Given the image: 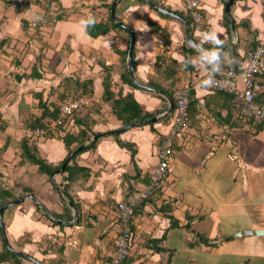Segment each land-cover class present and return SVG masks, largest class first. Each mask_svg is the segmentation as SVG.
Listing matches in <instances>:
<instances>
[{
    "label": "crops",
    "instance_id": "0c3cea01",
    "mask_svg": "<svg viewBox=\"0 0 264 264\" xmlns=\"http://www.w3.org/2000/svg\"><path fill=\"white\" fill-rule=\"evenodd\" d=\"M9 1L0 0V189L16 196L13 200L23 195L22 186L29 187L58 219L73 218L72 208L68 205L70 211L65 209L67 203L55 188V184L60 187L61 172L55 173L53 183L51 176L20 156L25 137L53 165L68 154L56 130L49 135H27V129H32L29 124L41 115L34 92H42L43 100L58 103L52 89L61 86L62 79H92L93 93L86 102L89 110L92 106L96 109L92 111V130L102 136L94 148L76 157L78 165L89 169L88 178L70 191L79 200L80 223L53 224L29 199L8 205L2 212L7 247L25 255L14 252L16 259L0 264H107L118 232L116 203L148 185L173 114V109H166L168 98L183 84L191 91V117L172 147L163 179L136 201L134 234L124 264H264V134L237 116L229 95L201 80L211 62L187 49L193 48L187 42L189 36L201 46L221 45L205 48L229 46L233 29L230 39L223 25L227 0H199L203 34L194 31L185 18L186 0H150L177 15L164 14L168 17L161 16L146 0H53L23 7H13ZM112 9L124 19L115 15L129 35L133 34L132 76L129 74L136 87L121 81L118 69L111 75L123 94L132 93L146 111L155 112V120L122 130L121 121L101 100L103 64L121 69L120 51L129 49L130 40L127 46L126 36L113 30L94 36L87 26L90 19H108ZM230 10L241 56L250 48L248 36L238 24L247 20L250 30L261 35L264 0H234ZM58 13L64 15L54 18ZM151 24L167 32V44ZM212 32L216 38L209 35ZM127 57L128 51V70ZM54 58L58 62L51 64ZM173 60L186 61L190 67H176L171 82L165 72H172ZM37 61L43 72L33 78L30 73ZM260 80L264 97V59ZM152 81L161 86H151ZM65 128L79 129L73 119ZM119 141L134 146L133 162L129 149ZM133 189L136 191L130 194ZM244 231L248 233L240 234ZM198 234L212 245L199 241Z\"/></svg>",
    "mask_w": 264,
    "mask_h": 264
},
{
    "label": "trees",
    "instance_id": "16d2710c",
    "mask_svg": "<svg viewBox=\"0 0 264 264\" xmlns=\"http://www.w3.org/2000/svg\"><path fill=\"white\" fill-rule=\"evenodd\" d=\"M142 2L145 3V0H141ZM110 10V4H107V11ZM161 16H167L168 15H164V13L162 12H158ZM64 14H56L54 16V18L59 19L63 16ZM120 20L124 19L118 15L117 13L115 14ZM170 17V16H169ZM185 18L190 22V18L187 15H185ZM223 25L225 26L226 29V33L228 34L229 38L231 39L232 37V28L229 24V21L227 19L226 13L224 12L223 15ZM125 23V22H124ZM153 26V29L157 32H159L163 38V42H165V44L168 43V34L165 30H163L159 25L155 24H151ZM88 29L89 31H91V34L95 35H99V34H106L110 31H115L116 34L118 35H125L126 36V41H127V46L129 44V40H130V35H129V31L128 28L121 25L120 23L116 22L114 20V18H112L111 14H108V19L104 20V21H100V22H94V19H90V21L87 23ZM238 26H241L243 28V30L245 31V34H247L248 38V48L252 49L256 43V38L257 35L250 30V26L247 22V20L245 21H241ZM164 44L162 43L161 46H163ZM204 47H220L221 45L216 44V45H207L206 43L202 44ZM237 44L236 46L231 49V50H224L222 52L219 53H215V56L212 55L211 52H198L196 49L193 48H187L188 51L191 52H197L199 53L202 57L207 58L210 62L213 60H221V59H229L231 56H239L238 54V50H237ZM128 48H126L123 51H120V63H121V69L117 68L115 65H111L105 63L103 64V69H104V75H103V94L101 97V100L103 102H107L111 112L114 114V116L121 121L123 126H131V125H136V124H142L145 123L147 121H149L154 115L155 112H148L146 111L141 105L140 103L134 98L132 93L127 92L126 94L122 93V87L118 86V82L114 80L113 76L111 75L112 71H115L116 69H118V72L120 73V77L119 79L123 82H127L129 85L136 87V84L132 81V78L130 77L129 71L127 70L126 67V54H127ZM58 61H56L57 63ZM132 66H133V52L131 53V60H130ZM173 62V66L175 65V67L173 68L171 73H168L166 70V77L169 79H172L171 82H173V76H174V72L176 70V67H186L189 68L190 65L185 62H177L175 60L172 61ZM40 63V60H39ZM38 61L34 63L33 67H32V72L30 73V76L33 78H38L42 76V68L39 65ZM161 67L160 65H158V67L156 68L157 71H160ZM42 71V72H41ZM67 79H71L73 84H72V88L71 89H64L61 93H58L57 97H58V103H53V102H49L48 100H43L42 98V92H34V97L38 100L37 101V107L39 109H41V115L39 117L36 118V120L34 122H32V124H29V126L31 128H35V127H41L45 130V135H49V134H53V129H49L48 125L50 123L51 120L57 119L60 113V106L61 103H63L64 101L68 100V99H75L81 96H85V97H90L93 93V80L88 78V79H80L79 77H69ZM151 86L153 87H159L161 86L159 83L157 82H151ZM221 92V91H220ZM222 93V92H221ZM226 94V93H223ZM229 95V94H226ZM230 99L231 96L229 95ZM231 101V100H230ZM84 105H82L80 108L74 110L70 115L64 117L62 119V124H60L59 126H57V130L55 132L59 133L61 130L64 131L66 129L62 128L61 126L64 127V125L66 123H68V121L70 119L74 120V123L79 127L78 130H66L63 134L60 135L61 140L63 141L68 154L67 156L58 164L53 165L49 162H47L44 158H42L39 155L38 149L35 145H29L27 138L25 137L21 140L20 143V147H21V153L20 156L23 159H28L30 160L32 163H34L35 165H37L38 167V171L41 173L46 174L47 176L50 177V174L56 170L57 168H59L64 162H65V167L63 169V171L61 172L62 175V180H61V184H60V188L61 191L63 192V194L68 197L69 201L71 202V204L73 205V207L76 209L77 214H78V219L76 224L80 223V204H79V200L77 199V197H73L70 194V191H72V188L77 184H82V182H84L88 176H89V169L87 167L84 166H80L77 164V160L76 157L78 154H80L82 151H85L87 149H91L94 148L96 146V142L98 141V139L102 136L100 135V132H95L92 130V125L95 122V118L92 116V111H96L95 108H90V110H88L87 112L84 113H78L82 107ZM89 109V108H88ZM233 109V108H232ZM98 111V110H97ZM173 110H171L170 112H172ZM189 111H190V117H191V102L189 104ZM76 114V115H75ZM73 115H75L73 117ZM258 129H260V127H257ZM43 134V135H44ZM94 135H96V139L91 142L89 145L79 148L84 142L88 141L89 139H91V137H93ZM163 140V138H162ZM161 140V142H162ZM119 144L122 146H125L127 149H129L130 151V156H131V161H134V155H135V148L131 143H127V142H121L119 141ZM73 153L72 156H70ZM148 180H146L147 182ZM22 192L23 194L26 193H33V190L29 187L26 186H22ZM130 194L133 193L136 190H129ZM34 194V193H33ZM16 196L12 195L11 193H9L8 191L4 190L3 188L0 189V206L8 201H10L12 198H14ZM30 202H33L32 200ZM34 203V202H33ZM35 204V203H34ZM117 204V203H116ZM37 206V204H35ZM136 207V205H135ZM65 209L70 211V208L68 205L65 204ZM136 208H134V214L133 217L130 221V225H131V232L132 234H134V225H133V218L135 215V211ZM53 216L58 217L57 214L53 213ZM71 217V215H70ZM49 220L53 223V224H57V222L48 217ZM198 239L199 241L205 243V244H209L212 245L209 240L204 237L203 235L198 234ZM52 238H49V240L51 241ZM0 241L2 242V246H3V251L0 253V262L1 261H8L11 259H16L18 256L11 250L8 249L6 241H5V237H3L2 232H1V228H0ZM153 242L155 240H152ZM151 241V242H152ZM156 242V241H155ZM190 243V241H189ZM56 244V242H55ZM157 250H161L163 249L162 247H156ZM60 260V259H58ZM126 262V260L123 262V264Z\"/></svg>",
    "mask_w": 264,
    "mask_h": 264
},
{
    "label": "built area",
    "instance_id": "2783aa9c",
    "mask_svg": "<svg viewBox=\"0 0 264 264\" xmlns=\"http://www.w3.org/2000/svg\"><path fill=\"white\" fill-rule=\"evenodd\" d=\"M53 0H10L13 7H23L32 4L47 3ZM185 9L190 18L192 29L200 34L205 33L203 14L199 8V0H186ZM264 59V32L258 35L252 49L241 56H231L229 59L213 60L202 81L212 89L229 94L231 104L241 119L249 121L254 127H260L264 134V97L260 69ZM174 107L170 127L157 151L159 163L154 169L146 187L135 193L131 198L120 200L116 204L118 232L115 238L114 251L107 264H123L128 258L132 232L130 221L134 214L136 201L141 200L151 189L158 186L168 167V159L172 154V147L181 131L187 124L190 111L191 91L188 85L175 87ZM86 104L85 99H68L61 103L57 119L51 120L48 128L56 129L62 124V119L74 110ZM41 127L27 129V135H43Z\"/></svg>",
    "mask_w": 264,
    "mask_h": 264
},
{
    "label": "water",
    "instance_id": "95a60500",
    "mask_svg": "<svg viewBox=\"0 0 264 264\" xmlns=\"http://www.w3.org/2000/svg\"><path fill=\"white\" fill-rule=\"evenodd\" d=\"M146 1H147L149 4L153 5L157 10L161 11V12L164 13V14H170V15H173V16H177L175 13H172V12L166 10V9H163V8L160 7L158 4H156V3H154V2H152V1H150V0H146ZM233 1H234V0H227V2H226L225 5H224V9H225V12H226V14H227V17H228V19H229L230 26H231V28L233 29V39L231 40L229 46L226 47V48H222V49H221V48H217V49H214V48H205V47H203V46L197 44V43L193 40V38H192L191 36H189L188 39H187V42L189 43V45H190L191 47L196 48V49H198L199 51H207V52H211V53H213V52H215V53H219V52H222L223 50H226V49H232V48L235 46V44H236V42H237V40H238V38H239V35H238L237 31L235 30L234 19H233V17L231 16L230 6H231V4H232ZM114 3H115V1L112 3V6H114ZM111 15L113 16V18H114V20H115L116 22L122 24V23L119 22V20L115 17L114 12H113V9H112V11H111ZM132 45H133V34L131 33V36H130V44H129V49H128V57H127V66H128V70H129L131 76H132V69H131V62H130V60H131V50H132ZM168 101H169V106L166 108L167 111L173 109V107H174V98H173V97H169V98H168ZM150 120H155V116L152 117ZM127 127H128V126H122V127L120 128V130H122V129H126ZM95 139H96V135H94L89 141L83 143L79 148H82V147H85V146L89 145V144H90L91 142H93ZM64 167H65V162H64L59 168H57L56 170H54V171L50 174L53 183H55V182H54V179H53V176L55 175V173H57V172H62L63 169H64ZM55 188H56V190L58 191V193L60 194V196L62 197V200H63L64 202H66L67 205H69V206L72 208V210H73V218H72L71 221H63V220H61V219H58V218L54 217L49 211H47V210L45 209V206H44V205H43V204L37 199V197H36L35 195H33V194H31V193H26V194H23L22 196H20V197H18V198H15V199H13V200H11V201H8V202H6V203H4V204H2V205L0 206V227H1V230H2V235H3V237H5V233H4V232H5V231H4V224H3V218H2V212H3V209H4L5 207H7L8 205H10V204H15V203L21 202V201H23V200H25V199H30V200H32L35 204H37L39 207H41V208L43 209V211H45V213H47V215H48L49 217H51L52 219H54L57 223H61V224H65V223H66V224H73V223H75V222L77 221V217H78L76 209L73 207V205L71 204V202L63 196V194H62V192H61V190H60L59 185L55 184ZM252 232H255V233H261V232H259V231H252ZM252 232L250 231V233H252ZM247 233H248L247 231H244V232H242V233H240V234H247ZM8 248H10V246H8ZM10 249H11V248H10ZM14 252H16V253H18V254H23V253H21V252L15 251V250H14ZM23 255H25V254H23Z\"/></svg>",
    "mask_w": 264,
    "mask_h": 264
},
{
    "label": "rangeland",
    "instance_id": "374dc122",
    "mask_svg": "<svg viewBox=\"0 0 264 264\" xmlns=\"http://www.w3.org/2000/svg\"><path fill=\"white\" fill-rule=\"evenodd\" d=\"M40 4H42V3H40ZM65 47V46H64ZM65 50H66V53H65V55L67 54L68 55V49L65 47ZM64 55V56H65ZM70 55V54H69ZM63 54L61 55V57H60V59H59V63L60 62H62V60H63ZM62 58V59H61ZM55 61H56V59L54 58L52 61H51V64H55ZM51 69H54V65H52L51 67H50ZM76 77H78V76H75L74 78H76ZM67 78H69V76L68 77H66V78H64V79H62V81H61V86H59V87H53V89H52V92L54 93V94H57L58 95V93H61L65 88L66 89H71L72 88V84H73V82H72V80L71 79H67ZM78 98H83V99H85V101L87 100L88 101V99L90 98V97H85V96H81V97H78ZM84 106L82 107V109L78 112V113H84L85 114V111L86 110H89V109H87V108H89L87 105H89L87 102H86V104H83ZM91 108H93V106L91 107ZM76 115V114H75ZM75 115H73V117L75 116ZM68 124V123H67ZM65 126V125H64ZM62 128H64L63 126H61ZM53 129V128H52ZM66 129V128H65ZM54 130V129H53ZM55 130H57V129H55ZM54 130V131H55ZM57 135H61V134H59V133H57ZM28 136H30V135H28ZM92 138V137H91ZM90 140V139H89ZM88 140V141H89ZM87 142V141H86ZM85 143V142H84ZM30 200V199H29ZM29 203V202H28ZM3 224H4V231H5V223H4V220H3ZM1 228V227H0ZM6 238H7V234H6ZM1 242V241H0ZM8 242H9V240H8ZM1 244H2V242H1ZM2 251H3V246H2Z\"/></svg>",
    "mask_w": 264,
    "mask_h": 264
},
{
    "label": "clouds",
    "instance_id": "9594fccd",
    "mask_svg": "<svg viewBox=\"0 0 264 264\" xmlns=\"http://www.w3.org/2000/svg\"><path fill=\"white\" fill-rule=\"evenodd\" d=\"M50 2H51V1H50ZM209 35L213 36V38H216V34H215V32H212V33H210ZM217 42H222V41H219V40H218ZM212 55L215 56V52H213Z\"/></svg>",
    "mask_w": 264,
    "mask_h": 264
}]
</instances>
